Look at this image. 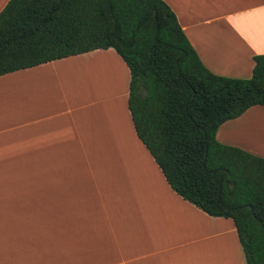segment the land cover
I'll return each instance as SVG.
<instances>
[{"label": "crops", "instance_id": "crops-1", "mask_svg": "<svg viewBox=\"0 0 264 264\" xmlns=\"http://www.w3.org/2000/svg\"><path fill=\"white\" fill-rule=\"evenodd\" d=\"M8 1L0 0V11ZM164 1L206 67L251 76L253 56L264 55V0ZM106 55L122 63L125 87L117 68L103 69L88 86L67 79L68 63L80 70ZM129 82V69L113 48L0 75V202L29 203L20 213L16 205L5 209L16 219L27 217L29 225L39 198L50 235L40 259L12 245L14 254L0 247V264H246L233 220L207 214L167 183L136 134ZM250 118L264 127V106L225 121L216 137L264 157L257 126L234 132Z\"/></svg>", "mask_w": 264, "mask_h": 264}, {"label": "trees", "instance_id": "trees-1", "mask_svg": "<svg viewBox=\"0 0 264 264\" xmlns=\"http://www.w3.org/2000/svg\"><path fill=\"white\" fill-rule=\"evenodd\" d=\"M108 48L129 69L136 134L169 186L231 218L246 264H264V157L216 137L264 106V55L248 78L212 72L164 0H9L0 11V75Z\"/></svg>", "mask_w": 264, "mask_h": 264}, {"label": "rangeland", "instance_id": "rangeland-1", "mask_svg": "<svg viewBox=\"0 0 264 264\" xmlns=\"http://www.w3.org/2000/svg\"><path fill=\"white\" fill-rule=\"evenodd\" d=\"M97 58H100L101 61L94 62L93 65H95V66H90V65L89 66L93 70H98V72H100L101 74H102L103 69L117 68L118 71L122 74V77L124 80L123 87H125L127 78H126L125 72L123 70L124 68L122 66V63L119 61V59L116 57L107 56V55L101 56V57H96L95 60H98ZM103 60H106V61H103ZM88 63H92V62H88ZM75 64H73V62L67 64V66H66L67 73H65V75L68 76L67 79L76 77V79H78V81H79V84L81 85V83H82L81 79L85 78L84 77L85 74L83 73L84 72L83 71L84 65L81 64V67H80L81 71H80L76 68L77 65H75ZM97 65H99L98 69L95 68ZM80 73H81V75H80ZM100 77H101V75H100ZM92 79H94V78L92 77ZM117 79H118V76H117ZM89 87L92 90V92H95L94 96H96V94H97L96 88H94L91 84ZM81 90H82V86H80L79 91H81ZM249 122L251 125H249ZM249 122H247L246 125H244V127H242V128H239V129L234 128L235 129L234 132L236 133V131H238V133H239L241 130L245 131L248 128L247 126L253 125V126H257V127H254L255 130H259L261 133L264 134L263 125L258 123L256 120L254 123L252 118H250ZM249 131H245L244 133H248ZM261 152H264V151H261ZM43 172H45V171H43ZM14 173H15V171H14ZM16 177L17 176L15 175L13 178H16ZM28 177H29V171L23 170L22 171V179L23 178L27 179ZM37 188L39 189L40 187H37ZM9 189H11V188L9 187L8 190ZM8 190H7V188H5V192L9 193ZM0 193L1 194L3 193V187H0ZM34 203L36 205V208H38L37 209L38 212L37 213L32 212V213H34L33 219L31 220L30 224L28 225V218L27 217L16 219L15 217H13L15 214L13 215L12 213H7V212H5L6 211L5 209L8 207L14 208V205H16V208H17L16 210L18 213H20L21 210H27L29 203L23 202L21 200H18L15 202H13L11 200L6 201V202H0V243H1L0 247L2 248V250H5L4 252L14 254L15 250L11 248V246L13 245V246L17 247V249L18 248H21L23 250L26 249L27 254H30V252H31L32 254L35 255L36 259H40L41 258L40 255L44 253L43 252L44 244L46 246L48 245V243L50 244V240L48 239V237L50 238V235L45 234V229H44L45 228V219L43 216L41 217V214H43L42 208H43L44 202L40 201V199L38 198L35 200ZM29 210H31V209H29ZM19 230H21L22 233L24 231H26V233L21 235L22 233H18ZM13 237H17V238H19V240L16 242H13V240H12ZM10 241H11V243H10ZM8 243H10V244L8 245ZM16 243H19L18 246H20V247H18ZM29 245H31V247ZM24 246H26V248ZM57 252L59 253V251H57ZM22 254L23 253L20 252L19 256L21 257Z\"/></svg>", "mask_w": 264, "mask_h": 264}, {"label": "bare ground", "instance_id": "bare-ground-1", "mask_svg": "<svg viewBox=\"0 0 264 264\" xmlns=\"http://www.w3.org/2000/svg\"><path fill=\"white\" fill-rule=\"evenodd\" d=\"M93 61L97 62V61H101V60L98 59V60H93ZM93 63H94V62H92V63H88V62H86V63H83V64H82V65H84V66H83V68H84V70H83L84 72H83V73L85 74V76H84V77H85V78H84L85 80H84L83 83H85V86L87 85V83L89 82V80L92 79V77L98 79V78L100 77V75H101V73L98 72V70H93V69L90 67V66H95V65H93ZM98 63H99V62H98ZM95 64H96V63H95ZM89 65H90V66H89ZM98 66H99V65H97L95 68L98 69ZM106 73H107V71H106ZM110 74H111V73H110ZM104 77H105V75H104ZM86 79H87V80H86ZM88 79H89V80H88ZM90 84H91V82H90ZM93 85H94V84H93ZM87 86H88V85H87ZM89 86H90V85H89ZM84 88H86V87H84ZM105 88H106V87H105ZM96 89H97V88H96ZM99 91H100V90H99ZM99 91H98V92H99ZM99 94H101V92H100ZM99 94H98V95H99ZM249 125H251L250 122H249ZM248 127H249V130L251 129L250 131L248 130V131L251 133V131H253V130H252L253 128H252V126H248ZM250 139H251V138H250ZM250 141H252V139H251ZM253 141H255V140H253Z\"/></svg>", "mask_w": 264, "mask_h": 264}]
</instances>
